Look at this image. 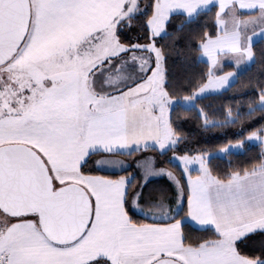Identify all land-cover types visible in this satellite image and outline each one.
Returning <instances> with one entry per match:
<instances>
[{"label": "snow or ice", "instance_id": "obj_1", "mask_svg": "<svg viewBox=\"0 0 264 264\" xmlns=\"http://www.w3.org/2000/svg\"><path fill=\"white\" fill-rule=\"evenodd\" d=\"M211 12L181 95L164 41ZM257 40L264 0H0V264H264V154L220 173L181 149L174 117L248 121L222 151L264 147V79L246 111L198 104L264 62ZM155 178L170 182L156 197Z\"/></svg>", "mask_w": 264, "mask_h": 264}, {"label": "trees", "instance_id": "obj_2", "mask_svg": "<svg viewBox=\"0 0 264 264\" xmlns=\"http://www.w3.org/2000/svg\"><path fill=\"white\" fill-rule=\"evenodd\" d=\"M182 19V17H177L170 30H174ZM213 24L214 12L207 13L201 16L195 23L185 27L184 32L181 33V36L185 37V39L173 40L170 38L164 41L170 48L178 46L181 50L179 55L176 51H173L169 60V63L174 66L175 80L173 86L181 95L186 94L182 90L187 87L188 78H195L205 67L200 53L194 47L197 43L195 36L204 25L211 27ZM189 37L191 38L192 47H189V41L187 39ZM255 49L257 53L264 50V42L260 41L256 43ZM260 79H264V62L257 56L256 61L253 62L247 70L239 74L236 82L229 89L221 94H211L202 97L198 101V104L200 107L208 108L210 112L216 113L215 116L210 117L214 120L222 119V113L226 111L229 106H231L234 111L237 108H243V110L246 111L247 103L242 98L251 94L256 82ZM174 117L176 123L180 126L181 131L186 137V141L181 145V149L192 150L193 152L204 150L211 153V155H215L221 151L222 148L230 142L234 143V138L241 132L242 127L247 128L249 123L245 121L243 125L237 123L225 127H205L203 118L198 115L195 108L190 111L186 110V108L177 109L174 113ZM246 135L247 133H245V136ZM262 154H264V147L260 145H250L246 141L243 152H231L222 157L216 155L212 156L211 164L216 171L227 173L249 166L255 158ZM155 155L158 154L155 153ZM167 159V157H159L161 163H164ZM164 166L175 169V165H168L165 163ZM131 171H133V169H131ZM168 187L169 183L167 181L157 180L150 183L148 191L156 197L161 189H167ZM258 243L259 240L255 241V243L249 242L245 247L252 248L258 245Z\"/></svg>", "mask_w": 264, "mask_h": 264}, {"label": "crops", "instance_id": "obj_3", "mask_svg": "<svg viewBox=\"0 0 264 264\" xmlns=\"http://www.w3.org/2000/svg\"><path fill=\"white\" fill-rule=\"evenodd\" d=\"M258 42H260L259 40H257V43ZM202 58V60L204 61L206 58H203V57H201ZM253 64V62H249L248 64H246V65H242L241 66V68L238 70L239 71V73L241 74V73H243L245 70H247L251 65ZM233 70V65L232 64H230V63H227L226 62V66H225V68H224V71H232ZM237 80V79H236ZM236 80L231 84V86L236 82ZM230 86V87H231ZM230 87H228L227 89H229ZM224 92V91H223ZM208 94H206V95H204L203 97H205V96H207ZM139 155V154H138ZM145 155H155V153H145ZM216 156H220V157H222V156H225L226 154H223V151H220L218 154H215ZM215 155H211V157L212 156H215ZM137 157H130V158H128V157H126L125 159H127V160H134V159H136ZM133 169V172H135L136 174H137V178L140 180V176H139V171L138 170H135L134 168H132ZM159 181V180H165V181H167L168 183H170L168 180H167V178H155V179H153L152 180V182L153 181ZM170 194V193H169Z\"/></svg>", "mask_w": 264, "mask_h": 264}, {"label": "rangeland", "instance_id": "obj_4", "mask_svg": "<svg viewBox=\"0 0 264 264\" xmlns=\"http://www.w3.org/2000/svg\"><path fill=\"white\" fill-rule=\"evenodd\" d=\"M247 141V140H246ZM247 143H249L250 145H260L259 144V142H254V141H247ZM222 151V150H221ZM244 151V149H233V151L232 152H234V153H239V152H243ZM220 152V151H219ZM218 152V153H219ZM218 153H216V154H218ZM223 154H227V153H224L223 152ZM134 161H135V159L134 160H128V162L130 163V164H134ZM135 170H138V169H136L135 167H133ZM139 171V170H138ZM140 179H141V177H140Z\"/></svg>", "mask_w": 264, "mask_h": 264}]
</instances>
